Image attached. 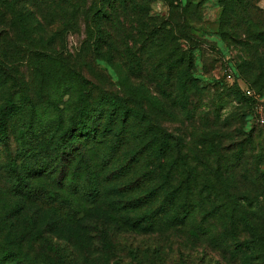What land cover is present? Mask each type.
<instances>
[{
    "label": "rangeland",
    "instance_id": "obj_1",
    "mask_svg": "<svg viewBox=\"0 0 264 264\" xmlns=\"http://www.w3.org/2000/svg\"><path fill=\"white\" fill-rule=\"evenodd\" d=\"M134 1L136 7L124 8L113 0H0V108L11 111V103L43 117L58 110L67 116L70 105L89 96V84L82 86L70 73L38 60L37 42L52 43L55 51L41 46L37 53L72 62L131 109L133 125L123 136L126 143L101 149L99 142L84 150L95 162L90 175L99 182L95 199L82 188L84 175L71 179L74 163L58 166L49 177H25L37 194L14 190L8 165L18 167L22 160L15 118L10 120L8 138L0 145V257L12 250L17 259L3 264H264V255L239 247L249 233L220 232V211L200 226L198 237L189 229L200 222L202 210L233 202L264 226V126L259 122L264 117V0ZM163 25L177 36L175 43L163 37ZM153 26L160 32L149 36ZM107 43L114 59L108 58ZM123 48L128 84L115 66ZM181 61L185 66H177ZM185 73L194 86L182 90ZM237 87L250 90V100L247 94L233 97ZM98 95L91 90L89 104L97 107ZM160 138L173 147L169 160L188 156L198 189L191 198L204 207L188 227L133 229L124 215L134 219L145 205L132 211L122 207L148 191L147 178L158 176L150 173L155 162L140 145ZM95 153H112L117 166L108 157L101 163ZM177 165L183 167L180 159ZM202 188L206 191L198 197Z\"/></svg>",
    "mask_w": 264,
    "mask_h": 264
},
{
    "label": "trees",
    "instance_id": "obj_2",
    "mask_svg": "<svg viewBox=\"0 0 264 264\" xmlns=\"http://www.w3.org/2000/svg\"><path fill=\"white\" fill-rule=\"evenodd\" d=\"M113 3L124 8L130 4L135 7L137 6V3L134 0H113ZM101 13L105 14V12L100 10V15ZM20 16L21 20H25L21 14ZM27 26H29V24H27ZM163 26L164 29L161 30V32L164 33L163 37L170 42L175 43L177 41V36L172 33L171 27L169 25L168 28L166 25ZM153 28L156 30L152 31V28H149V36L153 35L154 31L160 32V29H158L159 26H153ZM24 29H26V27ZM152 42L156 43L157 40L153 39ZM37 44L36 47L38 48H35V54L36 57L39 58L38 60H45V63H50L60 72L70 73L74 81L82 86L89 84L91 88L88 92L89 96L91 90H97L99 92V103L97 107H95V104L93 103L89 104V96L84 95L83 98H79L77 102H75V105H70L73 109L67 116L58 110L56 114H48L45 117L35 110L27 113L25 109L21 110L20 107L18 108L15 106L13 108L14 105L11 103H8V109H11V111L7 110L6 107H1L0 145L8 138L7 130L12 118H15V121L12 122L15 124L13 126H17V133L19 134L21 143L18 149V154L22 160L20 166H12V162L8 165L11 170H13V189L20 194H25L27 196L30 194H37L35 193L37 191L36 188L33 189L34 192L29 189L27 183H25V177H49L50 172L55 173V168L58 166L63 169L66 165L74 163L71 179L76 176L81 177L84 175L85 181L82 188L86 194H90L92 198L96 199L99 197L98 195L100 193L99 182L96 179V176H92L93 180L90 178V175H92L91 163L95 162L92 161L91 158L89 160L86 159V156H84V150L87 147L92 148L94 143L99 142H102L104 145L103 147H99L101 149H114L120 141L126 143L123 136L127 133L128 128L133 127L131 123L132 111L129 107H126V105L121 103L116 95L114 96L107 90L99 89V87H97L92 81L86 79L77 69H75L74 64L65 57H59L55 53H44V56H40L41 53H37L41 46L50 51H55L56 47L52 46V43H46V45H44L41 42H37ZM105 46L109 49L107 52L108 58L114 59L116 53L113 51L112 45L107 43ZM172 48L173 47H170L171 53H173ZM174 49H179V46L174 45ZM117 58L119 63H116L115 66L118 68L117 71L120 80L123 79L128 84L127 80L124 79L127 78V74L125 73V66L127 63L125 62L124 48L118 53ZM182 65L185 66V61H181L177 64V66ZM189 68L190 64H188V69ZM122 75H124V77ZM184 76L186 78L185 82H181L182 90H185L188 84L194 86V78L186 73ZM128 86L134 90H142L140 89V85H135L136 88L131 87L130 84ZM240 88L237 87L236 90L231 91L233 97L239 99L247 96L244 88ZM85 91L87 92V89H85ZM85 91L82 93H85ZM250 96L251 95L247 96L249 100L251 98ZM19 121L21 122L19 123ZM109 135L114 136L115 138L110 139L108 143L107 141L103 142L102 140ZM157 141H159L160 144L157 143ZM161 141H163L161 138L157 140L154 139L153 141L151 140V142L148 141V143L140 145L143 147V150L149 151L148 156H152L153 161L155 162L154 168L150 173L158 174V176H155L156 179L155 177L147 178L144 182L143 188L148 191H143L128 199L127 205L129 208H126L125 206L122 207V210L132 211L143 208L145 205L146 209L138 212L134 219H131L128 215H124L125 218H128L125 219V222L132 220L130 222V228L139 230L145 229L148 230V232H154L163 226H168L171 230L179 227H188L189 223L195 218L196 211L198 212L204 207V203L196 205L193 202L196 198H191V196L197 195L196 193L198 189L195 188L193 179L196 175L190 169L188 156L184 153H180L179 157L177 156L176 158L169 160L170 154H173V147L169 145L165 138L162 144ZM249 142H251V140H249ZM93 156L100 160L101 163H107L105 159L108 157L110 161L114 162L113 164H109L117 166V159L111 160L113 157L112 153H103L101 156L95 153ZM131 156L133 157V155ZM178 159H180L183 164L182 168L177 165ZM260 160H264V157ZM165 161H169V168L165 167V164L163 163ZM130 163L131 162H128V166ZM50 167H52V170H49ZM114 169L115 168L113 167L109 174H113ZM62 173L63 170L59 175L61 176ZM67 175L68 174L64 175L62 180L63 178H66ZM154 181L158 182L155 187H153L152 184ZM202 184L204 186L206 185V188H208V185L205 182ZM223 189L226 191V188ZM203 191H206V189L202 188L198 197L202 195ZM155 205L156 207H154ZM218 211L221 212L220 220L222 226L220 232L231 233V237H234L235 233H249L248 235L250 238L246 241L240 242L239 247L247 249L251 254L264 255V239L259 235V233H264V231H261L264 229V226L257 222V220H254L247 212L239 210L234 202L224 205L223 207L217 205L212 206L205 211L202 210L200 212L202 213V218L199 222L200 224L192 225L189 229L196 237L203 234L200 226L203 225L209 217L217 214ZM144 224H146V227H144ZM37 233L40 232L38 231ZM10 258L16 260L17 255H15L12 250H7L0 257V263L3 264L4 259L8 260Z\"/></svg>",
    "mask_w": 264,
    "mask_h": 264
},
{
    "label": "built area",
    "instance_id": "obj_3",
    "mask_svg": "<svg viewBox=\"0 0 264 264\" xmlns=\"http://www.w3.org/2000/svg\"><path fill=\"white\" fill-rule=\"evenodd\" d=\"M244 90H245V93H246L247 95H252L250 90H248V89H244ZM259 122H260V124H261L262 126H264V117H260V118H259Z\"/></svg>",
    "mask_w": 264,
    "mask_h": 264
}]
</instances>
